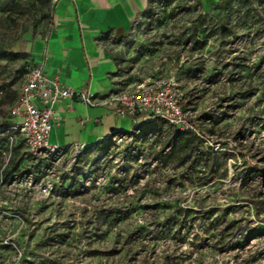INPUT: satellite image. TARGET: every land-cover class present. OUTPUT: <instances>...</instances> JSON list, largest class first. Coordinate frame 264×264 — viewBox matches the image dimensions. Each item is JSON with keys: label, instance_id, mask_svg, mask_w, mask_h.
<instances>
[{"label": "rangeland", "instance_id": "374dc122", "mask_svg": "<svg viewBox=\"0 0 264 264\" xmlns=\"http://www.w3.org/2000/svg\"><path fill=\"white\" fill-rule=\"evenodd\" d=\"M55 4L0 0V264H264V0H149L105 40L118 86L176 81L204 135L192 168L155 160L162 118L27 149L8 113Z\"/></svg>", "mask_w": 264, "mask_h": 264}, {"label": "crops", "instance_id": "0c3cea01", "mask_svg": "<svg viewBox=\"0 0 264 264\" xmlns=\"http://www.w3.org/2000/svg\"><path fill=\"white\" fill-rule=\"evenodd\" d=\"M148 0H59L47 35L29 42L34 64L44 63L50 76L76 89L87 88L93 103L66 97L54 104L50 142L63 146L90 144L113 131H127L122 117L108 103L118 86V63L106 38L124 35ZM135 125L133 124L132 129Z\"/></svg>", "mask_w": 264, "mask_h": 264}, {"label": "built area", "instance_id": "2783aa9c", "mask_svg": "<svg viewBox=\"0 0 264 264\" xmlns=\"http://www.w3.org/2000/svg\"><path fill=\"white\" fill-rule=\"evenodd\" d=\"M59 0H53L54 3ZM76 98L92 104L93 94L87 88L76 89L63 83L59 76H50L44 63L32 64L21 84L16 102L9 115L14 127L24 138L32 154L58 148L50 142V135L57 119L54 104L63 98ZM121 116H131L134 125L155 117L182 130L192 131L201 137L203 132L184 107V98L172 78H159L143 82L136 87L120 84L108 101Z\"/></svg>", "mask_w": 264, "mask_h": 264}, {"label": "trees", "instance_id": "16d2710c", "mask_svg": "<svg viewBox=\"0 0 264 264\" xmlns=\"http://www.w3.org/2000/svg\"><path fill=\"white\" fill-rule=\"evenodd\" d=\"M157 118L160 117H155L153 119ZM153 119H150L149 121ZM159 137L162 140L160 148L155 151L153 156L162 166L188 165L192 168V166L200 163L202 158H204L202 153L204 140L201 136L192 131L182 130L177 127V129L171 130L167 133L161 132ZM91 144L92 143H90V145ZM130 160L134 163L138 160V156L135 153H132L130 155ZM131 162L129 164H131Z\"/></svg>", "mask_w": 264, "mask_h": 264}]
</instances>
